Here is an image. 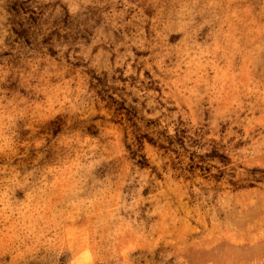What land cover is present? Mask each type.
I'll return each mask as SVG.
<instances>
[{
  "label": "rangeland",
  "instance_id": "374dc122",
  "mask_svg": "<svg viewBox=\"0 0 264 264\" xmlns=\"http://www.w3.org/2000/svg\"><path fill=\"white\" fill-rule=\"evenodd\" d=\"M143 4L145 34L166 37L147 64L107 55L140 20L103 0L76 42L98 72L119 73L118 118L97 107L95 133L53 137L50 104H19L0 127V264H264V0ZM10 29L0 19L5 50ZM44 65L31 49L0 58L7 99L18 88L40 104L20 84ZM133 124L143 134L130 145Z\"/></svg>",
  "mask_w": 264,
  "mask_h": 264
},
{
  "label": "clouds",
  "instance_id": "9594fccd",
  "mask_svg": "<svg viewBox=\"0 0 264 264\" xmlns=\"http://www.w3.org/2000/svg\"><path fill=\"white\" fill-rule=\"evenodd\" d=\"M148 2L152 3L153 0ZM12 3L17 5L15 9L9 7ZM99 3L100 0H76L74 6L78 12L74 13L69 10L67 0H0V19L7 18L11 28L15 29V33L9 30L7 50L0 47V58L15 60L21 49L24 51L31 49L45 57L42 74L29 77L35 83L20 84V87L26 89L25 95L29 98L37 97L40 104L35 101L26 103L22 98L17 99L18 88L15 89L16 95L7 99L8 86L12 82H0V114H2L0 127L5 133L14 127L19 104H24L25 112L30 110L35 112L41 105L50 104L51 114L60 115L44 126L43 130L45 133H52L53 137L66 129H78L85 134L95 133L96 128L92 127L95 121L92 116L97 107L104 109L106 105L108 109H115L118 118L119 105L125 99L123 88L116 87L119 73H114V78L113 75L98 72L95 60L85 58L76 51V42L87 40L89 37L88 31L82 26H86L88 20L93 17L97 21L100 19L101 9L97 6ZM103 3L105 10L110 7H120L122 9L120 15L124 14L123 10H127L133 20H140V24L128 29L131 35L115 33V38L111 42L114 47L109 48L107 55L115 52L118 64H122L130 57L138 63L147 64L148 57L145 56L144 50L151 52L152 49L159 47L161 41L166 43V37L157 32L155 26L150 33L145 34L146 18L137 9V4L144 6L143 0H103ZM128 23L131 24L132 21ZM62 44L68 46L61 47ZM121 48L123 52L120 51ZM134 50L137 55L133 54ZM47 57L52 59L48 60ZM154 63L158 64L157 61ZM147 66L151 67V65ZM32 71L36 73L35 66L32 67ZM167 95L169 93L165 94ZM106 114L112 113L106 112ZM129 114L131 115V112ZM142 134L140 126L133 124L127 130V135L131 138L130 145H135ZM129 150L135 154L131 146Z\"/></svg>",
  "mask_w": 264,
  "mask_h": 264
}]
</instances>
